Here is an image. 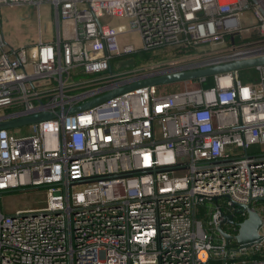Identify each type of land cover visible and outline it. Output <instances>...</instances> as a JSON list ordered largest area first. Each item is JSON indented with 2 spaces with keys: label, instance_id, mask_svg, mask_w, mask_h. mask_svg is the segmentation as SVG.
<instances>
[{
  "label": "built area",
  "instance_id": "obj_1",
  "mask_svg": "<svg viewBox=\"0 0 264 264\" xmlns=\"http://www.w3.org/2000/svg\"><path fill=\"white\" fill-rule=\"evenodd\" d=\"M41 5L56 21L50 43L41 39ZM1 6L35 8L38 37L12 47L0 29V117L63 112L149 75L264 55V0ZM126 32L138 35L139 50L118 42ZM152 50L171 59L112 70L114 58ZM253 70V81L228 72L207 77V88L193 80L169 94L137 88L32 124L25 137L0 130V200L45 192L38 209L4 213L0 205V264H264V66ZM244 205L261 217L262 240L238 249L217 228L235 236ZM229 214L233 223L222 224Z\"/></svg>",
  "mask_w": 264,
  "mask_h": 264
},
{
  "label": "rangeland",
  "instance_id": "obj_2",
  "mask_svg": "<svg viewBox=\"0 0 264 264\" xmlns=\"http://www.w3.org/2000/svg\"><path fill=\"white\" fill-rule=\"evenodd\" d=\"M44 6H40V17L41 22H49L50 17L47 15ZM45 10V11H44ZM36 9L30 6H16V7H0V20L3 22V33L6 37L8 33H10V39L13 40V44L16 45L20 43H25L30 39H35L37 35L36 31ZM250 18V17H249ZM109 24L115 25L116 23L121 22V20L109 19ZM124 24L127 21L124 20ZM62 34L64 37L70 36V27L62 26ZM43 40L50 38V30L47 29L42 34ZM118 42L120 44H128L132 45L135 50H139L141 47V42L139 37L136 33L133 32H126L120 36H118ZM12 46V45H11ZM15 47V46H12ZM21 47V46H20ZM169 50H156L152 53H148L149 57L146 61H141L138 63L139 66L141 65H150L153 63H161L168 61L171 59L170 56L165 54H169ZM129 59H119L116 62H112V70L114 72L123 71L126 69H130L132 66L128 64ZM131 63V62H130ZM116 64L118 67H116ZM239 78L243 81H253L257 74L254 72L253 69H244L238 71ZM193 86L196 88L204 87L207 88V84L204 83L200 85L198 79L192 81ZM182 90V84L172 83V84H163L158 86V93L160 94H169L174 93ZM8 132L10 135L14 137H25L31 134V126L25 125L16 128L9 129ZM257 147H251L249 152L256 151ZM45 202V192L43 189H23L18 190L12 193H7L2 196L0 200L1 209L4 213H14L17 210H28V209H38L44 206ZM218 204L220 205L221 202L219 201ZM258 204H252L256 208ZM224 230L227 231V227H224Z\"/></svg>",
  "mask_w": 264,
  "mask_h": 264
},
{
  "label": "water",
  "instance_id": "obj_3",
  "mask_svg": "<svg viewBox=\"0 0 264 264\" xmlns=\"http://www.w3.org/2000/svg\"><path fill=\"white\" fill-rule=\"evenodd\" d=\"M259 66H264V55L240 60H227L222 63L214 64L199 69L181 70L161 75H149L137 79L129 84L114 88L108 93L90 99L84 102L83 104L65 109L63 112H51L44 110L18 118L2 116L0 117V130H9L20 126L32 125L38 122L56 118L62 114H73L76 112H80L91 108L105 100L111 99L115 96L141 87L160 86L163 84H172L195 80L199 78H207L217 74L238 72L240 70L253 69ZM257 201L264 202V198L258 199ZM240 208L247 212V218L241 224H239L237 234L235 236H230L222 231L221 226L217 228V231L223 237L225 243L234 241L238 249H248L253 244H259L262 240L259 234V230L262 225V219L259 214L255 210L250 208L248 205L240 206ZM236 210L237 208L234 211ZM232 223L233 216L231 214L222 215V224Z\"/></svg>",
  "mask_w": 264,
  "mask_h": 264
},
{
  "label": "crops",
  "instance_id": "obj_4",
  "mask_svg": "<svg viewBox=\"0 0 264 264\" xmlns=\"http://www.w3.org/2000/svg\"><path fill=\"white\" fill-rule=\"evenodd\" d=\"M42 6H44L45 8L44 9H47L46 10V13H47V15L50 17V21L49 22H44V23H42L41 22V24H42V33H41V39L43 40V37H42V34L47 30V29H49L50 30V38L49 39H46V40H43L44 42H47V43H50V42H52L53 40H55V26H56V24H55V17L53 16V14L51 13V9H50V7L48 6V5H42ZM45 11V10H44ZM44 25H45V29H43L44 28ZM0 29H2L3 30V22L0 20ZM36 31H37V25H36ZM7 36L8 37H6V39L8 40V42L10 43V45H12V46H15V47H22V46H32V45H34L35 44V42H36V38L38 37L37 35H36V38L35 39H30L29 41H27V42H25V43H18L17 45H16V43L15 44H13V40H11L10 39V33H8L7 34Z\"/></svg>",
  "mask_w": 264,
  "mask_h": 264
},
{
  "label": "trees",
  "instance_id": "obj_5",
  "mask_svg": "<svg viewBox=\"0 0 264 264\" xmlns=\"http://www.w3.org/2000/svg\"><path fill=\"white\" fill-rule=\"evenodd\" d=\"M152 52H154V51L153 50L152 51H137L134 54L126 56V57L114 58L113 62H116L119 59H129L128 64H131V66H132L131 68H136L139 66L138 65L139 62L145 61V60L147 61L148 57H149L148 53H152ZM111 64H112V62H111ZM205 83L207 84L208 87H211L212 86V78H207ZM254 258H258V257L254 256Z\"/></svg>",
  "mask_w": 264,
  "mask_h": 264
}]
</instances>
